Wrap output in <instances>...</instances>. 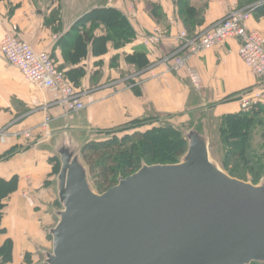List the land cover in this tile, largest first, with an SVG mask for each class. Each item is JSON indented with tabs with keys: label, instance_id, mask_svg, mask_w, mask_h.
<instances>
[{
	"label": "crops",
	"instance_id": "0c3cea01",
	"mask_svg": "<svg viewBox=\"0 0 264 264\" xmlns=\"http://www.w3.org/2000/svg\"><path fill=\"white\" fill-rule=\"evenodd\" d=\"M151 1L160 3L161 21L152 16L144 0H0V43L7 32H12L36 51L49 52L66 80L84 94L87 106L81 123L76 122L78 117L55 104L50 91L25 80L0 55V131L8 133L0 137V180L18 178L16 191L4 201L1 227L5 234L0 237V247L7 239L12 240L14 264H18L21 255H35L36 247L48 244L50 249L38 250L44 264V252L52 250L49 230L57 223L54 210L61 206L55 204L59 201L50 159L55 156L53 137L65 126L82 139L78 132L85 130L90 139L157 115L183 125L189 124L194 115L195 121L203 117L211 138L210 119L241 111L238 97L259 87V80L239 56L236 39L188 60L187 67L197 69L202 76L200 91L192 88L186 70L172 73L166 64H154L151 59L148 60L152 65L138 72L128 58L147 50L143 38L154 27L160 26L165 32L159 57L177 51L176 39L186 30L173 0ZM192 3L203 7L204 22L199 30L214 26L234 4L239 6V0ZM99 7H111L123 14L135 38L117 46L105 25L94 28L87 24L85 31L92 38L83 40L76 23ZM249 27L264 35V17L257 20L252 16ZM48 115L53 119L50 140L40 131ZM31 130L32 137L26 139L22 133Z\"/></svg>",
	"mask_w": 264,
	"mask_h": 264
},
{
	"label": "water",
	"instance_id": "95a60500",
	"mask_svg": "<svg viewBox=\"0 0 264 264\" xmlns=\"http://www.w3.org/2000/svg\"><path fill=\"white\" fill-rule=\"evenodd\" d=\"M183 134L188 149L177 164H144L101 194L83 139L68 126L54 136L61 209L44 264H264V180L222 168L204 119Z\"/></svg>",
	"mask_w": 264,
	"mask_h": 264
},
{
	"label": "trees",
	"instance_id": "16d2710c",
	"mask_svg": "<svg viewBox=\"0 0 264 264\" xmlns=\"http://www.w3.org/2000/svg\"><path fill=\"white\" fill-rule=\"evenodd\" d=\"M173 1L177 15L190 36L206 30L198 29L204 22L203 7H195L192 0ZM149 6L152 16L161 21L163 13L160 3L150 0ZM239 7L250 11L257 20L264 17V0H239ZM87 24L94 28L105 25L109 37L115 40L117 46L130 43L136 36L125 16L111 7L93 9L76 23L82 31L81 38L85 41L92 38V35L85 31ZM148 59L151 57L145 50L137 51L133 57L128 58V61L135 63L140 72L152 65ZM70 83L72 84L71 81ZM156 119L132 121L118 128L101 132L100 134L104 135L102 137H94L85 141L81 148V156L88 169L90 182L98 193H104L116 186L119 178H128L138 172L144 164L148 166L173 165L185 155L188 142L183 130L187 128L176 127L172 124L162 126L157 123ZM219 121L222 123L219 127V134L226 152L224 159L218 160L212 152L211 140V153L215 160L233 178L252 182L255 185L262 182L264 180V104L227 114ZM192 123L189 128H192L196 121ZM143 127L145 130L141 131ZM257 135L260 136L261 141L255 144ZM50 164L53 167L54 184L61 167L59 158L53 156ZM17 186V177L11 180H0V237L5 234V229L1 227L4 201L16 191ZM55 204L59 207L57 201ZM48 238L51 240L50 236ZM12 253L13 242L7 239L0 247V263L1 259L8 263L11 262Z\"/></svg>",
	"mask_w": 264,
	"mask_h": 264
},
{
	"label": "built area",
	"instance_id": "2783aa9c",
	"mask_svg": "<svg viewBox=\"0 0 264 264\" xmlns=\"http://www.w3.org/2000/svg\"><path fill=\"white\" fill-rule=\"evenodd\" d=\"M251 19L250 11L234 4L233 8L227 11L225 18L214 26L193 36H190L187 30L181 31L176 39L179 48L171 54L159 57V46L165 38V32L160 26L154 27L144 36L143 45L154 64H166L172 73L186 70L192 88L200 91L203 86L202 76L197 69L187 67L188 60L229 39L238 40L241 60L260 82L258 88L238 97L241 110H247L264 104V35L250 29ZM0 55L11 67L19 70L25 80L50 91L54 96V103L66 109L68 113H79L87 108L84 94L65 79L49 52L36 51L22 36L7 32L0 43ZM45 109L48 110V107ZM52 122V117L48 115L40 126V131L47 140L52 138ZM32 134V130L22 133L26 139H30ZM2 136L6 137L8 133L0 131V137Z\"/></svg>",
	"mask_w": 264,
	"mask_h": 264
},
{
	"label": "rangeland",
	"instance_id": "374dc122",
	"mask_svg": "<svg viewBox=\"0 0 264 264\" xmlns=\"http://www.w3.org/2000/svg\"><path fill=\"white\" fill-rule=\"evenodd\" d=\"M144 1H145L146 5L148 7H150L149 6L150 0H144ZM84 111L73 114L76 117H78L75 120L76 122L81 123V121H82L81 117H82V113ZM195 117L196 116L193 115L191 122L189 124H185V125H183L182 123H178L177 121H175V123L173 124V123L170 122V118L168 119L165 116H161V115H157L156 117H153V118H157L156 119L157 120V123L158 124H161L162 126L163 125H166V124H172L173 126H176V127H187L188 126L187 127V129H188L189 128V125H192L193 124L192 121L195 120ZM210 120L211 121L209 122V125L211 127L210 128L211 129L210 130L211 131V140H212V144H213L212 152H213L214 156L218 160H221L222 161L224 159V154L226 152L225 149H224V144H222V142H221V136L219 134V127L222 125V123L219 121V119L218 120L210 119ZM140 130L141 131L142 130H145V128L143 127ZM79 131L80 132H78V134L79 135L81 134V136L84 137L83 142L85 144V141H87L89 139V137H88L89 135L87 136L86 132H84L85 130H79ZM132 132H134V131H132ZM260 141H261L260 136L257 135L256 136V139H255V144L260 143ZM49 247L50 246L48 244H47L46 247L40 245V246L36 247L37 248V252L35 253V255H29L27 253H25L24 255H21V257L20 258L18 257V259H17L18 264H42V260L44 258H43V255L38 252V250L39 249H50ZM11 258H12L11 259V262H9V263L6 262V261H4L3 259H1V263L0 264H14V263H16V259L14 258L13 253H12V257Z\"/></svg>",
	"mask_w": 264,
	"mask_h": 264
}]
</instances>
